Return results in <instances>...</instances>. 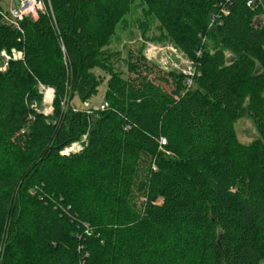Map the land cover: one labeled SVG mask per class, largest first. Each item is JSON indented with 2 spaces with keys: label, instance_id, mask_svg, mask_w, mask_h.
Masks as SVG:
<instances>
[{
  "label": "trees",
  "instance_id": "1",
  "mask_svg": "<svg viewBox=\"0 0 264 264\" xmlns=\"http://www.w3.org/2000/svg\"><path fill=\"white\" fill-rule=\"evenodd\" d=\"M43 1L22 32L0 21V51L23 53L0 72V264H261L262 6L141 0L197 62L188 89L182 73L157 76L167 91L142 53L127 62L133 78L101 57L133 0ZM95 68L109 75L107 105L61 110L70 89L97 88ZM38 84L53 89V115L33 107ZM245 114L249 144L233 128Z\"/></svg>",
  "mask_w": 264,
  "mask_h": 264
},
{
  "label": "rangeland",
  "instance_id": "2",
  "mask_svg": "<svg viewBox=\"0 0 264 264\" xmlns=\"http://www.w3.org/2000/svg\"><path fill=\"white\" fill-rule=\"evenodd\" d=\"M262 2L264 5V0H262ZM260 17L261 16H258L257 18L260 19ZM163 36L165 37L162 40H158V38ZM204 41L207 42L205 48L212 53L211 41ZM15 51L21 52L18 50ZM3 52L7 55L11 54V52L4 49L0 51V72L6 69L8 63L1 55ZM138 53H142L146 61L154 64L151 67L152 72L148 77L155 83H159L167 91L172 89L173 81L168 79V82L165 83L155 78L162 74L166 76L167 72L179 74L182 72L187 62L192 60V58L183 53L170 38L166 37L158 20L146 13L142 1L133 0L130 4L129 11L120 18L108 43L102 48L103 55L101 57L112 69L120 72L124 78H133L135 74L128 71L127 62L128 60L133 61L134 58L138 56ZM225 56L228 60V64L233 57L227 51L225 52ZM92 73L98 82L97 88L93 90L91 94L86 93L85 95H81L76 93L73 89H70L65 99L60 102L61 110L70 107L74 111L84 110L86 112H92L101 107L105 101L104 95L107 89L109 75L105 70L98 68L93 69ZM36 90V104H34L33 107L44 115H53L55 111L53 89L38 84ZM49 90H51V96L47 98L46 94ZM233 128L237 140L242 144H249L258 137L255 123L247 114L243 117L236 118L233 121ZM84 136L85 134L81 137L80 141L66 148L64 150L65 153H75L79 151L81 149V142L85 139ZM261 264H264V261H262Z\"/></svg>",
  "mask_w": 264,
  "mask_h": 264
},
{
  "label": "built area",
  "instance_id": "3",
  "mask_svg": "<svg viewBox=\"0 0 264 264\" xmlns=\"http://www.w3.org/2000/svg\"><path fill=\"white\" fill-rule=\"evenodd\" d=\"M9 6L8 7H1L0 8V21L5 25L22 32L21 29V21L24 17H30L31 19L35 20L38 18L40 12H44L45 5L43 0H8ZM247 5H259L262 6V15L260 17V21H264V5L262 0H248ZM221 11L224 13L223 9ZM218 17V14L214 13L211 16V23ZM210 23V25H211ZM201 51L198 50L196 52V56H200ZM2 57L6 62L10 59H22V53L16 52L15 50H11V54L1 53ZM196 66L197 62L190 60L187 62L186 66L182 70V74L185 77L184 86L186 89L190 88L193 84V78L196 74ZM107 104L103 103L101 108H104ZM85 138V136H84ZM65 153V151H63Z\"/></svg>",
  "mask_w": 264,
  "mask_h": 264
},
{
  "label": "crops",
  "instance_id": "4",
  "mask_svg": "<svg viewBox=\"0 0 264 264\" xmlns=\"http://www.w3.org/2000/svg\"><path fill=\"white\" fill-rule=\"evenodd\" d=\"M0 5H1V7H8L9 5H8V1H5V0H2L1 2H0ZM4 5V6H3Z\"/></svg>",
  "mask_w": 264,
  "mask_h": 264
},
{
  "label": "bare ground",
  "instance_id": "5",
  "mask_svg": "<svg viewBox=\"0 0 264 264\" xmlns=\"http://www.w3.org/2000/svg\"><path fill=\"white\" fill-rule=\"evenodd\" d=\"M48 93L46 94L47 95V98L51 96V90L47 91Z\"/></svg>",
  "mask_w": 264,
  "mask_h": 264
}]
</instances>
